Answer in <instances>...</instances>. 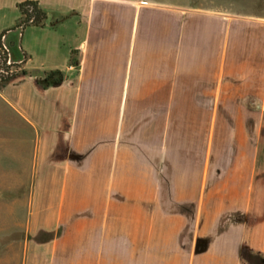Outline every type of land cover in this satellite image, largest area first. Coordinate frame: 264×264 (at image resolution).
Returning a JSON list of instances; mask_svg holds the SVG:
<instances>
[{
    "label": "crops",
    "instance_id": "crops-1",
    "mask_svg": "<svg viewBox=\"0 0 264 264\" xmlns=\"http://www.w3.org/2000/svg\"><path fill=\"white\" fill-rule=\"evenodd\" d=\"M21 1L0 0V35ZM38 1L46 25L4 35L31 74L0 95L34 130L35 171L61 174L47 264H243L263 30L156 0ZM51 70L65 79L45 87Z\"/></svg>",
    "mask_w": 264,
    "mask_h": 264
},
{
    "label": "rangeland",
    "instance_id": "rangeland-1",
    "mask_svg": "<svg viewBox=\"0 0 264 264\" xmlns=\"http://www.w3.org/2000/svg\"><path fill=\"white\" fill-rule=\"evenodd\" d=\"M156 1L227 13L256 22L264 34V0ZM259 111L261 121L251 131L257 156L243 264H264V102ZM34 147V130L0 95V264L48 261L61 174L36 172Z\"/></svg>",
    "mask_w": 264,
    "mask_h": 264
},
{
    "label": "trees",
    "instance_id": "trees-1",
    "mask_svg": "<svg viewBox=\"0 0 264 264\" xmlns=\"http://www.w3.org/2000/svg\"><path fill=\"white\" fill-rule=\"evenodd\" d=\"M20 11V17L15 26L10 30L21 29L24 30L29 26L46 25L48 14L46 10L40 5L38 0H23L17 3ZM57 22L53 24L55 26ZM10 30H4L0 35V87H5L11 80L18 75H30L31 73L26 70L23 65L27 60V54H24L22 62L15 59L11 64L8 63L9 52L6 50L3 42V36ZM71 64L78 67V62L75 58V50L72 52ZM65 79V73L62 70H51L45 72V87L52 83L59 82Z\"/></svg>",
    "mask_w": 264,
    "mask_h": 264
},
{
    "label": "water",
    "instance_id": "water-1",
    "mask_svg": "<svg viewBox=\"0 0 264 264\" xmlns=\"http://www.w3.org/2000/svg\"><path fill=\"white\" fill-rule=\"evenodd\" d=\"M3 42H4V46L7 47L8 51H9V57H10V60H11V63L13 62V60L11 59V55H10V49H9V46L8 44L6 43L5 41V36H3ZM19 62H22V60H20Z\"/></svg>",
    "mask_w": 264,
    "mask_h": 264
},
{
    "label": "built area",
    "instance_id": "built-area-1",
    "mask_svg": "<svg viewBox=\"0 0 264 264\" xmlns=\"http://www.w3.org/2000/svg\"><path fill=\"white\" fill-rule=\"evenodd\" d=\"M6 50L8 51L7 47L5 46ZM9 52V51H8ZM8 63L11 64V60H10V57L8 59Z\"/></svg>",
    "mask_w": 264,
    "mask_h": 264
}]
</instances>
